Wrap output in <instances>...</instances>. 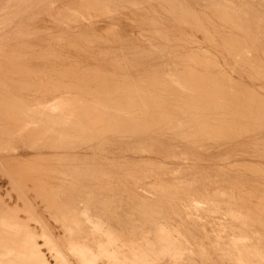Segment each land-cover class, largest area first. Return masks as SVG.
Masks as SVG:
<instances>
[{
  "label": "rangeland",
  "instance_id": "rangeland-1",
  "mask_svg": "<svg viewBox=\"0 0 264 264\" xmlns=\"http://www.w3.org/2000/svg\"><path fill=\"white\" fill-rule=\"evenodd\" d=\"M263 19L264 0H0V264H264Z\"/></svg>",
  "mask_w": 264,
  "mask_h": 264
},
{
  "label": "bare ground",
  "instance_id": "bare-ground-1",
  "mask_svg": "<svg viewBox=\"0 0 264 264\" xmlns=\"http://www.w3.org/2000/svg\"><path fill=\"white\" fill-rule=\"evenodd\" d=\"M128 3H129V2H128ZM179 3H180V2H179ZM151 5H152V4H151ZM249 5H250V4H249ZM182 6H184V5H182ZM203 7H204V6H203ZM260 7H261V6H260ZM187 8H189V7H187ZM210 8H211V7H210ZM193 10H194V9H193ZM253 10H254V9H253ZM170 11H171V10H170ZM187 11H188V10H187ZM194 11H195V10H194ZM194 11H193V12H194ZM188 12H189V11H188ZM202 12H203V11H202ZM204 12H205V11H204ZM209 12H210V11H209ZM216 12H217V11H216ZM179 13H180V12H179ZM196 13H197V12H196ZM199 13H200V11H199ZM199 13H198V14H199ZM189 14H190V13H189ZM191 14H192V12H191ZM194 14H195V13H194ZM200 14H201V13H200ZM203 14H204V13H203ZM212 14H213V13H212ZM224 14H225V13H224ZM224 14H222V16H223ZM181 15H182V14H181ZM186 15H187V13H186ZM214 15H215V14H214ZM198 16H199V15H198ZM184 17H185V16H184ZM186 17H187V16H186ZM225 17H226V16H225ZM262 17H263V16H262ZM190 18H191V17H190ZM192 18H193V17H192ZM180 19H181V18H180ZM184 20H185V19H184ZM223 20H224V19H223ZM263 20H264V19H263ZM170 21H171V20H170ZM175 21H176V20H175ZM196 21H197V20H196ZM200 21H201V20H200ZM207 21H208V20H207ZM217 21H218V19H217ZM191 22H192V21H191ZM208 22H209V21H208ZM187 23H188V22H187ZM198 23H199V19H198ZM202 24H203V23H202ZM211 24H212V23H211ZM227 24H228V23H227ZM230 24H231V23H230ZM257 24H258V23H257ZM177 25H178V23H177ZM182 25H183V24H182ZM191 25H192V24H191ZM200 25H201V22H200ZM183 26H184V25H183ZM189 26H190V25H189ZM215 26H216V25H215ZM174 27H175V26H174ZM178 27H179V26H178ZM178 27H177V28H178ZM197 27H199V26H197ZM197 27H196V28H197ZM210 27H211V26H210ZM231 27H232V26H231ZM187 28H189V27H187ZM199 28H201V27H199ZM214 28H215V27H214ZM233 28H234V27H233ZM178 29H179V28H178ZM189 29H190V28H189ZM206 29H207V28H206ZM212 29H213V28H212ZM236 29H238V28H236ZM179 30H180V29H179ZM191 30H192V29H191ZM194 30H195V29H194ZM194 30H193V31H194ZM196 30H197V29H196ZM217 30H218V29H217ZM217 30H216V31H217ZM180 31H181V30H180ZM200 31H201V30H200ZM212 31H213V30H212ZM219 31H220V30H219ZM241 31H242V30H241ZM145 32H147V31H145ZM148 32H149V31H148ZM213 32L215 33V31H213ZM163 33H164V32H163ZM179 33H180V32H179ZM186 33H187V32H186ZM197 33H199V32H197ZM207 33H208V32H207ZM210 33H211V32H210ZM210 33H208V34H210ZM199 34H200V33H199ZM210 35H211V34H210ZM216 35H217V34H216ZM227 35H228V33H227ZM190 36H191V35H190ZM190 36H189V37H190ZM230 36H231V35H230ZM215 37H216V36H215ZM174 38H175V37H174ZM174 38H173V39H174ZM176 38H177V37H176ZM176 38H175V39H176ZM180 38H181V37H180ZM183 38H184V37H183ZM234 38H235V37H234ZM78 39H79V38H78ZM178 39H179V38H178ZM191 39H193V38H191ZM215 39H216V38H214V40H215ZM235 39H236V38H235ZM184 40H185V39H184ZM187 40H188V39H187ZM243 40H244V39H243ZM170 41H171V40H170ZM220 41H221V40H220ZM244 41H245V40H244ZM190 42H191V41H190ZM200 42H201V41H200ZM23 43H24V42H23ZM168 43H169V42H167V44H168ZM191 43H192V42H191ZM204 43H205V42H204ZM213 43H214V42H213ZM224 43H225V42H224ZM18 44H19V43H18ZM197 44H198V43H197ZM202 44H203V43H202ZM185 45H186V44H185ZM200 45H201V44H200ZM205 45H206V44H205ZM211 45H212V44H211ZM213 45H214V44H213ZM221 45H222V43H221ZM228 45H229V44H228ZM246 45H247V44H246ZM186 46H187V45H186ZM203 46H204V45H203ZM209 46H210V45H209ZM214 46H215V45H214ZM229 46H231V45H229ZM30 47H31V45H30ZM67 47H68V46H67ZM179 47H180V46H179ZM205 47H206V46H205ZM207 47H208V46H207ZM210 47H211V46H210ZM231 47H232V46H231ZM73 48H75V46H74ZM140 48H141V47H140ZM152 48H154V46H153ZM156 48H157V47H156ZM182 48H184V47H182ZM187 48H188V47H187ZM199 48H200V46H199ZM220 48H221V50H222L223 47H220ZM220 48H219V49H220ZM172 49H173V48H172ZM204 49H205V48H204ZM213 49H214V48H213ZM229 49H232V48H229ZM235 49H236V47L234 48V50H235ZM246 49H247V48H246ZM254 49H255V48H254ZM45 50H46V49H45ZM49 50H50V49H49ZM147 50H148V49H147ZM154 50H155V49H154ZM161 50H162V49H161ZM190 50H191V49H190ZM205 50H206V49H205ZM232 50H233V49H232ZM242 50H243V49H242ZM84 51H85V50H84ZM125 51H126V50H125ZM187 51H188V50H187ZM200 51H201V50H200ZM200 51H199V54H198V55H200ZM208 51H209V50H208ZM211 51H212V50H211ZM244 51H245V50H244ZM247 51H248V50H247ZM6 52H7V51H6ZM35 52H36V51H35ZM147 52H148V51H147ZM152 52H153V51H152ZM185 52H186V51H185ZM188 52H189V51H188ZM216 52H219V53H220V51H216ZM249 52H250V51H249ZM59 53H60V52H59ZM86 53H87V52H86ZM153 53H154V52H153ZM169 53H170V52H169ZM190 53H191V52H190ZM190 53H189V54H190ZM207 53H208V52H207ZM209 53H210V52H209ZM250 53H251V52H250ZM57 54H58V53H57ZM57 54H56V55H57ZM182 54H183V53H182ZM189 54H188V55H189ZM210 54H211V53H210ZM210 54H209V55H210ZM253 54H254V53H253ZM177 55H178V54H177ZM190 55L192 56V54H190ZM195 55H196V53H195ZM204 55H205V54H204ZM211 55H213V53H212ZM214 55L217 57L216 54H214ZM214 55H213V56H214ZM224 55H225V54H224ZM233 55H234V54H233ZM247 55H248V54H247ZM183 56H184V55H183ZM183 56H181V58H182ZM186 56H187V54H186ZM205 56H206V55H205ZM257 56H258V55H257ZM263 56H264V55H263ZM50 57H51V56H50ZM52 57H53V56H52ZM177 57H178V56H177ZM198 57H199V56H198ZM210 57H211V56H210ZM220 57H221V56H220ZM230 57H231V56H230ZM232 57H233V56H232ZM232 57H231V59H233ZM236 57H237V56H236ZM248 57H249V56H248ZM251 57H252V56H250V58H251ZM255 57H256V56H255ZM165 58H166V57H165ZM186 58H187V57H186ZM237 58H238V57H237ZM250 58H249V59H250ZM253 58H254V57H253ZM253 58H252V59H253ZM60 59H61V58H60ZM77 59H79V58H77ZM192 59H193V57H192ZM204 59H205V58H204ZM214 59H216V58L214 57ZM85 60H86V59H85ZM113 60H114V59H113ZM174 60H175V59H174ZM183 60H184V57H183ZM206 60H207V59H206ZM235 60H236V59H235ZM257 60H259V59H257ZM257 60H256V61H257ZM64 61H65V59H64ZM64 61H63V62H64ZM95 61H96V60H95ZM179 61H180V60H179ZM187 61H188V60H187ZM187 61H186V62H187ZM212 61H213V60H212ZM212 61H211V62H212ZM214 61H215V60H214ZM241 61H242V60H241ZM253 61H254V60H253ZM189 62H190V61H189ZM191 62H192V61H191ZM195 62H196V61L194 60V62H192V63H195ZM217 62H218V61H217ZM244 62H245V61H244ZM262 62H263V60H262ZM1 63H2V62H1ZM3 63H4V62H3ZM104 63H105V62H104ZM214 63H215V62H214ZM225 63H226V62H225ZM237 63H238V62H237ZM240 63H242V62H240ZM246 63H247V62H246ZM248 63H249V62H248ZM253 63H255V62H253ZM253 63H252V66H253ZM69 64H70V63H69ZM187 64H189V63H187ZM198 64H199V62H198ZM212 64H213V63H212ZM219 64H220V63H219ZM230 64H231V63H230ZM235 64H236V63H235ZM5 65H6V64H5ZM83 65H84V64H83ZM160 65H161V64H160ZM210 65H211V64H209V66H210ZM214 65H215V64H214ZM217 65H218V64H217ZM224 65H225V64H224ZM248 65H249V64H248ZM263 65H264V64H263ZM182 66H183V65H182ZM185 66H186V64H185ZM187 66H188V65H187ZM231 66H233V65L231 64ZM239 66H240V65H239ZM246 66H247V65H246ZM17 67H18V66H17ZM79 67H80V66H79ZM86 67H87V66H86ZM190 67H191V66H190ZM221 67H222V66H221ZM68 68H69V67H68ZM210 68H211V66H210ZM213 68H214V67H213ZM235 68H236V67H235ZM240 68H241V67H240ZM248 68H249V67H248ZM74 69H75V68H74ZM176 69H177V68H176ZM187 69H188V68H187ZM198 69H199V68H198ZM205 69H206V68H204V70H205ZM215 69H216V67H215ZM227 69H228V68H227ZM236 69H237V68H236ZM241 69H242V68H241ZM253 69H254V68H252V70H253ZM258 69H259V66H258ZM64 70H65V69H64ZM78 70H79V69H78ZM194 70H195V69H194ZM208 70H209V69H208ZM231 70H233V69H231ZM249 70H250V69H249ZM259 70L262 71L263 68L261 69V67H260ZM3 71H4V70H3ZM74 71H75V70H74ZM83 71H84V70H83ZM179 71H180V70H179ZM201 71H202V70H201ZM210 71H211V70H210ZM213 71H214V70H213ZM213 71H211V73H212ZM221 71H222V70H221ZM6 72H7V71H6ZM93 72H94V71H93ZM97 72H98V70H97ZM162 72H163V71H162ZM206 72H207V70H206ZM216 72H218V71H216ZM231 72H232V71H231ZM8 73H10V72H8ZM8 73H7V74H8ZM33 73H34V72H33ZM55 73H56V72H55ZM207 73H208V72H207ZM260 73H262V72H260ZM263 73H264V72H263ZM4 74H6V73H4ZM175 74H176V73H175ZM180 74H181V73H180ZM186 74H187V73H186ZM202 74H203V73H202ZM246 74H247V73H246ZM250 74H251V73H250ZM255 74H256V73H255ZM258 74H259V72H258ZM9 75H10V74H9ZM38 75H39V74H38ZM62 75H63V74H62ZM199 75H200V74H199ZM248 75H249V74H248ZM251 75H253V74H251ZM6 76H7V75H6ZM51 76H52V75H51ZM115 76H116V75H115ZM177 76H178V75H177ZM180 76H181V75H180ZM187 76H188V74H187ZM217 76H218V75H217ZM225 76H226V75H225ZM231 76H232V75H231ZM240 76H241V75H240ZM261 76H262V75H261ZM261 76H260V77H261ZM55 77H56V76H55ZM215 77H216V76H215ZM220 77H221V76H220ZM228 77H229V76H228ZM238 77H239V76H238ZM246 77H247V76H246ZM0 78H1V77H0ZM64 78H65V77H64ZM85 78H86V77H85ZM89 78H90V77H89ZM120 78H121V77H120ZM124 78H125V77H124ZM258 78H259V77H258ZM158 79H159V78H158ZM181 79H182V78H181ZM196 79H197V78H196ZM205 79H206V78H205ZM212 79H214V78H212ZM217 79H218V78H217ZM221 79H222V78H221ZM223 79H224V78H223ZM233 79H234V78H233ZM251 79H252V78H251ZM14 80H15V79H14ZM71 80H73V79H72V76H71ZM164 80H165V79H164ZM206 80H207V79H206ZM209 80H210V78H209ZM227 80H228V79H227ZM231 80H232V79H231ZM60 81H61V80H60ZM103 81H104V80H103ZM143 81H144V80H143ZM150 81H151V80H150ZM154 81H155V80H154ZM215 81H216V78H215ZM217 81H218V80H217ZM221 81H222V80H221ZM236 81H237V80H236ZM238 81H239V80H238ZM253 81H254V80H253ZM32 82H33V81H32ZM145 82H146V81H145ZM158 82H160V81L158 80ZM190 82H191V81H190ZM201 82H202V81H201ZM208 82H209V81H208ZM212 82H213V81H212ZM227 82L229 83L230 81H227ZM227 82H226V83H227ZM255 82H256V81H255ZM259 82H260V80H259ZM105 83H106V82H105ZM141 83H142V82H141ZM160 83H161V82H160ZM197 83H198V82H197ZM199 83H200V82H199ZM206 83H207V82H206ZM209 83L211 84V82H209ZM216 83H217V82H216ZM231 83H232V82H231ZM50 84H51V83H50ZM77 84H78V83H77ZM185 84H186V83H185ZM193 84H194V83H193ZM195 84H196V83H195ZM207 84H208V83H207ZM210 84H209V85H210ZM240 84H241V83H240ZM58 85H59V84H58ZM69 85H70V84H69ZM113 85H114V84H113ZM146 85H147V84H146ZM149 85H150V84H149ZM205 85H206V84H205ZM209 85H208V86H209ZM216 85H218V84H216ZM224 85L226 86V84H224ZM230 85H231V84H230ZM232 85H233V84H232ZM10 86H11V85H10ZM43 86H44V84H43ZM54 86H55V85H54ZM79 86H80V85H79ZM91 86H92V85H91ZM167 86H168V85H167ZM188 86H189V85H188ZM195 86H196V85H195ZM197 86H198V85H197ZM197 86H196V87H197ZM200 86H202V85H200ZM200 86H199V87H200ZM208 86H207V87H208ZM218 86H219V85H218ZM218 86H217V87H218ZM220 86H221V85H220ZM225 86H224V87H225ZM263 86H264V84H263ZM263 86H262V87H263ZM48 87H49V86H48ZM117 87H118V86H117ZM127 87H128V86H127ZM157 87H159V86H157ZM205 87H206V86H205ZM205 87H204V88H205ZM210 87H211V85H210ZM213 87H214V86H213ZM238 87H240V86H238ZM52 88H54V87H52ZM55 88H56V87H55ZM82 88H83V87H82ZM168 88H169V87H168ZM171 88H172V87H171ZM184 88H187V87L184 86ZM215 88H216V87H215ZM218 88H220V87H218ZM242 88H243V87H242ZM242 88H240V89H242ZM250 88H251V87H250ZM254 88H255V86H254ZM85 89H86V88H85ZM146 89H147V88H146ZM209 89H210V88H209ZM232 89H233V88H232ZM244 89H245V88H244ZM48 90H49V89H48ZM53 90H54V89H53ZM64 90H65V89H64ZM129 90H130V89H129ZM178 90H179V89H178ZM187 90H188V89H187ZM210 90L213 91L212 87H211ZM210 90H208L207 92H210ZM223 90H224V92H225V89H223ZM229 90H230V89H229ZM235 90H236V89H235ZM242 90H243V89H242ZM248 90H249V89H248ZM83 91H84V90H83ZM104 91H105V90H104ZM133 91H134V90H133ZM144 91H145V90H144ZM144 91H143V92H144ZM189 91H190V89H189ZM195 91H196V90H195ZM216 91H217V90H216ZM219 91H220V90H219ZM243 91H244V90H243ZM49 92H50V91H49ZM54 92H55V91H54ZM113 92H114V91H113ZM120 92H121V91H120ZM131 92H132V91H131ZM150 92H151V91H150ZM187 92H188V91H187ZM190 92H191V91H190ZM190 92H189V93H190ZM192 92H193V91H192ZM214 92H215V91H214ZM220 92H221V91H220ZM222 92H223V91H222ZM222 92H221V93H222ZM228 92H230V91H228ZM34 93H35V92H34ZM41 93H42V92H41ZM107 93H109V92H107ZM167 93H168V91H167ZM177 93H178V92H177ZM212 93H213V92H212ZM225 93H226V92H225ZM79 94H80V92H79ZM91 94H92V93H91ZM125 94H126V93H125ZM134 94H135V93H134ZM152 94H153V93H152ZM169 94H170V92H169ZM199 94H200V93H199ZM207 94H208V93H207ZM65 95H66V94H65ZM71 95H72V94H71ZM92 95H93V94H92ZM95 95H96V94H95ZM138 95H139V94H138ZM142 95H143V94H142ZM142 95H141V96H142ZM153 95L155 96V94H153ZM184 95H185V94H184ZM197 95H198V94H197ZM214 95H215V94H214ZM223 95H224V94H222V96H223ZM225 95H226V94H225ZM228 95H229V94H228ZM228 95H226V96L228 97ZM242 95H243V93H242ZM67 96H68V95H67ZM82 96H83V95H82ZM149 96H150V95H149ZM164 96H165V95H164ZM164 96H163V97H164ZM174 96H176V95H174ZM178 96H179V95H178ZM199 96H200V95H199ZM232 96H233V95H232ZM45 97H46V95H45ZM69 97H70V96H69ZM79 97H80V96H79ZM79 97H78V98H79ZM87 97H88V96H87ZM96 97H97V95H96ZM108 97H109V96H108ZM108 97H107V98H108ZM152 97H153V96H152ZM156 97H157V96H156ZM156 97H155V98H156ZM167 97H169V96H167ZM167 97H166V98H167ZM170 97H171V99H172V96H170ZM191 97H192V95H191ZM223 97H225V96H223ZM229 97H230V96H229ZM244 97H245V94H244ZM17 98H18V97H17ZM109 98H110V97H109ZM119 98H120V97H119ZM123 98H125V97H123ZM127 98H128V97H127ZM145 98H147V97H145ZM164 98H165V97H164ZM183 98H184V97H183ZM199 98H200V97H199ZM248 98H249V97H248ZM261 98H262V97H261ZM10 99H11V98H10ZM38 99H39V98H38ZM38 99H37V100H38ZM43 99H44V98H43ZM89 99H90V97H89ZM95 99H96V98H95ZM101 99H102V98H101ZM148 99H150V98H148ZM174 99L176 100V98H174ZM177 99H178V98H177ZM192 99H193V98H192ZM195 99H196V98H195ZM201 99H202V98H201ZM207 99H208V98H207ZM226 99H227V98H226ZM232 99H233V98H232ZM13 100H14V99H13ZM30 100H31V99H30ZM46 100H47V99H46ZM79 100H80V99H79ZM107 100H108V99H107ZM138 100H139V99H138ZM142 100H143V99H142ZM158 100H159V99H158ZM204 100H205V99H204ZM204 100H203V101H204ZM228 100H229V99H228ZM9 101H10V100H9ZM11 101H12V99H11ZM43 101H44V100H43ZM85 101H86V100H85ZM104 101H105V100H104ZM117 101H118V100H117ZM120 101H121V100H120ZM134 101H135V100H134ZM140 101H141V100H140ZM159 101H160V100H159ZM178 101H179V100H178ZM182 101H183V100H182ZM190 101H191V100H190ZM196 101H197V100H196ZM198 101H199V100H198ZM203 101H202V102H203ZM207 101H209V100H207ZM235 101H236V100H235ZM237 101H238V100H237ZM243 101H244V100H243ZM51 102H52V101H51ZM102 102H103V101H102ZM102 102H101V103H102ZM108 102H109V100H108ZM110 102H111V101H110ZM118 102H119V101H118ZM167 102H168V101H167ZM185 102H186V101H185ZM185 102H183V103H185ZM193 102H194V101H193ZM238 102H239V101H238ZM254 102H256V101H254ZM10 103H11V102H10ZM14 103H15V102H14ZM46 103H47V102H46ZM145 103H146V102H145ZM153 103H154V102H153ZM169 103H170V102H169ZM175 103H176V102H175ZM196 103H197V102H196ZM203 103H204V102H203ZM208 103H210V102H208ZM235 103H236V102H235ZM260 103H261V102H260ZM42 104H43V103H42ZM44 104H45V103H44ZM89 104H90V102H89ZM108 104H109V103H108ZM124 104H125V103H124ZM154 104H155V103H154ZM170 104H171V103H170ZM170 104H169V105H170ZM180 104H181V103H180ZM236 104H237V103H236ZM238 104H239V103H238ZM241 104H242V103H241ZM247 104H248V103H247ZM104 105H105V104H104ZM127 105H128V104H127ZM127 105H126V106H127ZM161 105H162V104H161ZM175 105H176V104H175ZM175 105H173V106H175ZM190 105H191V104H190ZM207 105H208V104H207ZM213 105H214V103H213ZM249 105H251V104H249ZM45 106H46V105H45ZM53 106H56V105H53ZM53 106H51V107H53ZM98 106H99V105H98ZM98 106H97V107H98ZM100 106H101V105H100ZM126 106H125V107H126ZM130 106H131V105H130ZM137 106H138V105H137ZM141 106H142V105H141ZM170 106H171V105H170ZM170 106H169V107H170ZM178 106H179V105H178ZM178 106H177V107H178ZM216 106H217V105H216ZM216 106H215V107H216ZM245 106H248V105H245ZM256 106H257V105H256ZM63 107H65V106H63ZM95 107H96V106H95ZM102 107H103V106H102ZM109 107H110V106H109ZM116 107H117V106H116ZM143 107H144V105H143ZM164 107H165V105H164ZM177 107H176V108H177ZM181 107H182V106H181ZM197 107H198V106H197ZM208 107H209V106H208ZM217 107H218V106H217ZM223 107H224V106H223ZM232 107H233V106H232ZM44 108H45V107H44ZM55 108H56V107H55ZM83 108H84V107H83ZM106 108H107V107H106ZM119 108H120V107H119ZM127 108H128V107H127ZM166 108H167V106H166ZM176 108H175V109H176ZM224 108H226V107H224ZM248 108H249V107H248ZM36 109H37V108H36ZM47 109H48V108H47ZM62 109H63V108H62ZM95 109H96V108H95ZM104 109H105V108H104ZM111 109H112V108H110V110H111ZM133 109H134V108H133ZM146 109H148V108H146ZM168 109H169V108H168ZM170 109H171V108H170ZM170 109H169V110H170ZM182 109H183V107H182ZM185 109H186V108H185ZM201 109H202V108H201ZM220 109H221V108H220ZM237 109H238V107H237ZM245 109H246V108H245ZM254 109H255V107H254ZM44 110H46V109H44ZM50 110H51V109H50ZM53 110H54V109H53ZM92 110H93V109H92ZM101 110H103V109H101ZM106 110H107V109H106ZM129 110H130V109H129ZM129 110H128V111H129ZM199 110H200V109H199ZM232 110H234V109H232ZM238 110H239V109H238ZM252 110H253V109H252ZM5 111H6V110H5ZM15 111H16V110H15ZM18 111H19V110H18ZM57 111H58V110H57ZM60 111H61V110H60ZM89 111H90V110H89ZM93 111H94V110H93ZM99 111H100V110H99ZM103 111H104V110H103ZM103 111H102V112H103ZM112 111H113V109H112ZM117 111L119 112L120 110L117 109ZM123 111H124V110H123ZM171 111H173V110L171 109ZM177 111H178V109H177ZM180 111H181V109H180ZM189 111H190V110H189ZM200 111H201V110H200ZM200 111H199V112H200ZM219 111H220V110H219ZM222 111H224V110H222ZM225 111H226V110H225ZM234 111H235V110H234ZM257 111H258V110H257ZM13 112H14V111H13ZM55 112H56V111H55ZM64 112H65V109H64ZM90 112H91V111H90ZM96 112H97V111H96ZM174 112H175V111H174ZM196 112H197V111H196ZM208 112H209V111H208ZM210 112H212V111H210ZM220 112H221V111H220ZM250 112H251V111H250ZM9 113H10V112H9ZM29 113H30V111H29ZM40 113H41V112H40ZM57 113H58V112H57ZM59 113L61 114V112H59ZM86 113H87V112H86ZM92 113H93V112H92ZM141 113H142V112H141ZM145 113H146V112H145ZM193 113H194V112H193ZM213 113H215V111H214ZM228 113H229V112H228ZM231 113H232V111H231ZM234 113H235V112H234ZM1 114H2V113H1ZM24 114H25V113H24ZM31 114H32V113H31ZM102 114H103V113H102ZM113 114H114V113H113ZM115 114H116V113H115ZM128 114H129V113H128ZM164 114H165V113H164ZM186 114H187V113H186ZM211 114H212V113H211ZM217 114H218V113H217ZM224 114H225V113H224ZM261 114H262V113H261ZM14 115H15V114H14ZM67 115H68V114H67ZM97 115H98V113H97ZM100 115H101V114H100ZM107 115H108V114H107ZM177 115H178V114H177ZM191 115H192V114H191ZM193 115H194V114H193ZM199 115H200V114H199ZM220 115H221V114H220ZM245 115H246V114H245ZM245 115H244V116H245ZM259 115H260V114H259ZM23 116H24V115H23ZM126 116H128V115H126ZM167 116H168V115H167ZM175 116H176V115H175ZM185 116H186V115H185ZM263 116H264V115H263ZM12 117H13V116H12ZM14 117H15V116H14ZM64 117H65V114H64ZM93 117H94V116H93ZM111 117H112V116H111ZM113 117H114V116H113ZM136 117H137V116H136ZM153 117H154V116H153ZM153 117H151V118H153ZM163 117H166V116H163ZM173 117H174V116H173ZM176 117H177V116H176ZM180 117H181V115H180ZM183 117H184V116H183ZM187 117H188V116H187ZM201 117H202V116H201ZM217 117H218V116H217ZM22 118H23V117H22ZM22 118H21V120H23ZM50 118H52V117H50ZM91 118H92V117H91ZM129 118H130V117H129ZM132 118H133V117H132ZM161 118H162V116H161ZM169 118H170V117H169ZM196 118H197V117H196ZM206 118H207V116H206ZM224 118H225V117H224ZM227 118H228V116H227ZM234 118H235V117H234ZM243 118H244V117H243ZM10 119H11V118H10ZM66 119H67V118H66ZM66 119H65V120H66ZM79 119H80V118H79ZM88 119H89V118H88ZM106 119H107V118H106ZM156 119H157V115H156ZM179 119H182V118H179ZM199 119H200V118H199ZM208 119H209V118H208ZM220 119H221V118H220ZM263 119H264V117H263ZM11 120H12V119H11ZM30 120H31V119H30ZM38 120H39V119H38ZM48 120H49V119H48ZM91 120H92V119H91ZM119 120H120V119H119ZM124 120H126V119H124ZM153 120H154V119H153ZM166 120H167V119H166ZM193 120H194V119H193ZM195 120H196V119H195ZM224 120H226V119H224ZM237 120H238V119H237ZM253 120H254V119H253ZM259 120H260V119H259ZM5 121H6V120H5ZM19 121H20V120H19ZM43 121H44V120H43ZM70 121H71V120H70ZM81 121H82V120H81ZM88 121H89V120H88ZM103 121H104V120H103ZM107 121H108V120H107ZM122 121H123V119H122ZM150 121H151V120H149V123H150ZM181 121H182V120H181ZM198 121H199V120H198ZM202 121H203V120H202ZM215 121H216V120H215ZM22 122H23V121H22ZM44 122H45V121H44ZM86 122H87V121H86ZM109 122H112V121H109ZM120 122H121V121H120ZM174 122H175V121H174ZM177 122H178V121H177ZM182 122H183V121H182ZM192 122H193V121H192ZM194 122H195V121H194ZM194 122H193V123H194ZM205 122H206V121H205ZM227 122H229V121H227ZM246 122H247V121H246ZM259 122H260V121H259ZM1 123H2V122H1ZM27 123H29V122H27ZM121 123H122V122H121ZM123 123H124V122H123ZM155 123H156V122H155ZM161 123H162V122H161ZM169 123H170V122H169ZM169 123H168V124H169ZM195 123H196V122H195ZM200 123H201V122H200ZM249 123H250V122H249ZM253 123H254V122H253ZM24 124H25V123H24ZM32 124H33V122H32ZM98 124H99V123H98ZM105 124H106V123H105ZM137 124H138V123H137ZM147 124H148V123H147ZM152 124H153V123H152ZM159 124H160V123H159ZM176 124H177V123H176ZM185 124H186V123H185ZM201 124H202V123H201ZM201 124H200V126H201ZM215 124H216V123H215ZM225 124H227L226 121H225ZM230 124H231V123H230ZM244 124H245V123H244ZM258 124H259V123H258ZM258 124H257V125H258ZM263 124H264V123H263ZM5 125H6V124H5ZM8 125H9V124H8ZM18 125H19V124H18ZM78 125H79V124H78ZM89 125H90V124H89ZM110 125H111V123H110ZM113 125H114V124H113ZM115 125H116V124H115ZM162 125H164V124H162ZM216 125H217V124H216ZM220 125H221V124H220ZM247 125H248V124H247ZM249 125H250V124H249ZM251 125H252V124H251ZM0 126H1V125H0ZM6 126H7V125H6ZM66 126H67V125H66ZM80 126H81V125H80ZM106 126H107V125H106ZM122 126H123V125H122ZM141 126H142V125H141ZM145 126L148 127L147 125H145ZM154 126H155V125H154ZM156 126H157V124H156ZM165 126H166V124H165ZM171 126H172V125H171ZM210 126H211V125H210ZM212 126H213V125H212ZM218 126H219V125H218ZM218 126H217V127H218ZM29 127H30V126H29ZM109 127H110V126H109ZM119 127H120V126H119ZM150 127H151V126H150ZM179 127H180V125H179ZM196 127H197V126H196ZM232 127H233V126H232ZM244 127H245V126H244ZM260 127H261V126H260ZM4 128H5V127H4ZM14 128H15V127H14ZM20 128H22V127H20ZM42 128H43V127H42ZM99 128H101V127H99ZM152 128H153V127H152ZM169 128H170V127H169ZM213 128H214V127H213ZM213 128H212V129H213ZM219 128H220V127H219ZM221 128H222V127H221ZM224 128H225V127H223V129H224ZM246 128H247V127H246ZM249 128H250V127H249ZM263 128H264V127H263ZM30 129H31V128H30ZM82 129H83V128H82ZM122 129H123V128H122ZM144 129H146V128H144ZM160 129H161V128H160ZM171 129H172V127H171ZM199 129H201V128L199 127ZM199 129H198V131H200ZM216 129H217V128H216ZM25 130H26V129H25ZM80 130H81V129H80ZM83 130H84V129H83ZM87 130H88V129H87ZM154 130H155V129H154ZM166 130H167V129H166ZM172 130H173V129H172ZM176 130H178V128H177ZM181 130H183V128H182ZM188 130H189V129H188ZM206 130H207V129H206ZM224 130H225V129H224ZM254 130H256V129H254ZM20 131H22V130H20ZM20 131H19V132H20ZM35 131H36V130H35ZM37 131H38V130H37ZM52 131H53V130H52ZM85 131H86V130H85ZM89 131H90V130H89ZM101 131H102V130H101ZM117 131H118V130H117ZM149 131H150V130H149ZM152 131H153V130H152ZM163 131H164V130H163ZM168 131H169V130H168ZM211 131H212V130H211ZM256 131H257V130H256ZM256 131H255V132H256ZM15 132H16V131H15ZM43 132H44V130H43ZM130 132H131V131H130ZM172 132H173V131H172ZM177 132H178V131H177ZM217 132H218V131H217ZM226 132H227V131H226ZM226 132H225V133H226ZM26 133H27V132H26ZM35 133H36V132H35ZM84 133H86V132H84ZM108 133H109V132H108ZM111 133H112V132H111ZM136 133H137V132H136ZM136 133H134V134H136ZM144 133H145V132H144ZM147 133H148V132H147ZM151 133H152V132H151ZM190 133H191V131H190ZM190 133H189V134H190ZM250 133H251V132H250ZM36 134H37V133H36ZM47 134H48V133H47ZM62 134H63V133H62ZM88 134H89V133H88ZM127 134H128V133H127ZM127 134H126V135H127ZM130 134H132V133H130ZM172 134H174V133H172ZM185 134H187V133L185 132ZM185 134H184V135H185ZM193 134H194V133H193ZM197 134H198V133H197ZM199 134H200V133H199ZM222 134H223V133H222ZM231 134H232V133H231ZM241 134H242V132H241ZM26 135H27V134H26ZM29 135H30V134H29ZM37 135H38V134H37ZM37 135H36V136H37ZM66 135H67V134H66ZM93 135H94V134H93ZM143 135H144V134H143ZM167 135H168V134H167ZM177 135H178V134H177ZM182 135H183V134H182ZM201 135H202V134H201ZM204 135H205V134H204ZM2 136H3V135H2ZM13 136H14V135H13ZM45 136H46V135H45ZM67 136H69V135H67ZM96 136H97V135H96ZM211 136H212V135H211ZM239 136H240V135H239ZM16 137H17V136H16ZM33 137H34V136H33ZM87 137H89V136H87ZM184 137H185V136H184ZM193 137H194V136H193ZM209 137H210V136H209ZM13 138H14V137H13ZM98 138H100V137H98ZM98 138H97V139H98ZM189 138H190V137H189ZM195 138H196V137H195ZM198 138H199V137H198ZM226 138H227V137H226ZM181 139H182V138H181ZM190 139H191V138H190ZM216 139H217V138H216ZM187 140H188V139H187ZM83 142H84V141H83ZM92 143H93V142H92ZM258 143H259V142H258ZM20 145H21V144H20ZM26 145H27V144H26ZM82 145H83V144H82ZM254 145H255V144H254ZM240 146H241V145H240ZM258 146H259V145H258ZM261 146H262V145H261ZM234 149H235V148H234ZM95 152H96V151H95ZM255 155H256V154H255ZM106 158H107V157H106ZM243 163H244V162H243ZM247 163H248V162H247ZM140 164H141V163H140ZM163 164H164V163H163ZM165 164H166V163H165ZM249 164H250V163H249ZM251 164H252V163H251ZM237 165H238V164H237ZM242 165H243V164H242ZM246 165H247V164H246ZM253 165H254V164H253ZM103 168H104V167H103ZM251 168H252V167H251ZM259 168H260V167H259ZM119 169H120V168H119ZM257 170H259V169H256L255 171H257ZM253 171H254V170H253ZM255 171H254V172H255ZM257 174L259 175V173H257ZM263 174H264V173H263ZM250 175H251V174H250ZM263 178H264V177H263ZM96 180H97V179H96ZM263 181H264V180H263ZM51 185H52V184H51ZM243 187H244V186H243ZM253 190H254V189H253ZM65 191H66V190H65ZM244 193H245V192H244ZM251 193H252V192H251ZM231 194H232V193H231ZM238 195H239V194H238ZM255 195H256V194H255ZM234 196H236V195H234ZM71 197H72V196H71ZM242 197H243V196H242ZM250 197H251V196H250ZM250 197H249V199H250ZM104 198H105V197H104ZM240 198H241V197H240ZM261 198H262V196H261ZM57 199H58V198H57ZM235 199H236V198H235ZM243 199H244V198H243ZM247 199H248V198H247ZM94 200H95V199H94ZM239 200H240V199H239ZM261 200H262V199H261ZM107 201H108V200H107ZM194 201H195V200H194ZM196 201H197V200H196ZM241 201H243V200H241ZM241 201H240V202H241ZM247 201H248V200H247ZM250 201H251V200H250ZM70 202H71V201H70ZM115 202H116V201H115ZM131 202H132V201H131ZM235 202H236V201H235ZM259 202H260V201H259ZM263 202H264V201H263ZM104 203H105V202H104ZM121 203H122V201H121ZM123 203H124V202H123ZM233 203H234V202H233ZM241 203H242V202H241ZM243 203H244V201H243ZM71 204H72V203H71ZM110 204H111V203H110ZM119 204H120V202H119ZM201 204H202V203H201ZM260 204H261V203H260ZM260 204H259V205H260ZM99 205H100V204H99ZM99 205H98V206H99ZM120 205H121V204H120ZM60 206H63V205L61 204ZM67 206H69V205H67ZM116 206H117V204H116ZM126 206H127V205H126ZM63 207H64V206H63ZM63 207H60V208H63ZM106 207H107V206H106ZM112 207H113V205H112ZM112 207H111V208H112ZM138 207H139V206H138ZM142 207H143V206H142ZM261 207H262V206H261ZM70 208H71V207H70ZM118 208H119V207H118ZM254 208H255V207H254ZM68 209H69V208H68ZM139 209H140V208H139ZM255 209H257V208H255ZM261 209H262V208H261ZM142 210H143V209H142ZM106 211H108V210H106ZM110 211H111V210H110ZM115 211H116V210H115ZM117 211H118V210H117ZM126 211H128V210H126ZM137 211H138V210H137ZM12 212H13V211H12ZM12 212H10V214H11ZM68 212H69V211H68ZM70 212H71V211H70ZM113 212H114V211H113ZM121 212H122V211H121ZM147 212H148V211H147ZM126 213H127V212H126ZM130 213L132 214V212H130ZM136 213H137V212H136ZM260 213H261V212H260ZM71 214H72V213H71ZM117 214H118V213H117ZM138 214H139V213H138ZM4 215H5V214H4ZM14 215H15V214H14ZM68 215H69V214H68ZM119 215H120V214H119ZM119 215H118V216H119ZM124 215H125V214H124ZM126 215H127V214H126ZM140 215H141V214H140ZM145 215H147V214H145ZM8 216H10V215H8ZM129 216H130V215H129ZM131 216H132V215H131ZM135 216H136V215H135ZM135 216H134V218H135ZM258 216H259V215H258ZM121 217H122V215H121ZM5 218H6V217H5ZM129 218H130V217H129ZM145 218H146V217H145ZM132 219H133V218H132ZM132 219H130V220H132ZM154 219H155V218H154ZM76 220H77V219H76ZM130 220H129V221H130ZM135 220H136V219H135ZM142 221H143V220H142ZM29 222H30V221H29ZM17 224H18V223H17ZM262 224H263V223H262ZM81 225H82V224H81ZM129 225H130V224H129ZM154 225H155V224H154ZM23 226H24V225H23ZM118 226H119V225H118ZM263 226H264V225H263ZM87 227H88V226H87ZM27 228H29V227H27ZM118 228H120V227H118ZM139 228H141V227H139ZM23 229H24V227H23ZM80 229H81V228H80ZM122 229H123V228H122ZM134 230H135V229H134ZM27 231H28V230H27ZM29 232H30V231H29ZM26 234H27V233H26ZM72 234H73V233H72ZM130 234H131V233H130ZM130 234H129V235H130ZM16 238H18V240L20 239V237H19V236L17 237V235H16ZM16 238H15V240H17ZM56 244H57V243H56ZM205 244H206V243H205ZM55 247H56V246H55ZM7 248H8V247H7ZM57 252H59V251H57ZM61 252H62V251H61ZM91 253H92V252H91ZM92 254H93V253H92ZM64 256H65V255H64ZM94 256H95V255H94ZM196 256H197V255H196ZM13 258H14V257H13ZM86 258H87V257H86ZM93 260H94V259H93ZM137 262H138V261H137ZM139 264H140V262H139ZM190 264H191V263H190Z\"/></svg>",
  "mask_w": 264,
  "mask_h": 264
}]
</instances>
